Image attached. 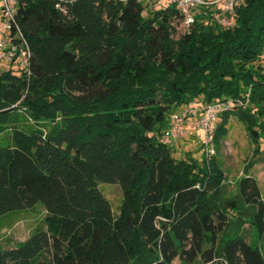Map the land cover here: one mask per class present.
Here are the masks:
<instances>
[{"label": "trees", "instance_id": "trees-1", "mask_svg": "<svg viewBox=\"0 0 264 264\" xmlns=\"http://www.w3.org/2000/svg\"><path fill=\"white\" fill-rule=\"evenodd\" d=\"M11 37L26 67L0 70V215L42 202V225L0 246V264H264V196L250 174L230 194L216 154L177 158L168 117L194 100L243 98L220 114L264 150V0H239L224 26L200 7L180 34L175 5L17 0ZM263 142V148H261ZM252 164V161H251ZM119 183L116 214L99 187Z\"/></svg>", "mask_w": 264, "mask_h": 264}, {"label": "rangeland", "instance_id": "rangeland-1", "mask_svg": "<svg viewBox=\"0 0 264 264\" xmlns=\"http://www.w3.org/2000/svg\"><path fill=\"white\" fill-rule=\"evenodd\" d=\"M184 32L185 28L180 25L178 34L174 35V37L178 38ZM8 64L7 61L0 63V70ZM199 104V101L194 100L188 104L181 105L176 111H182L188 105L196 107ZM168 119H170V116ZM228 126L227 134L222 138L218 147L215 146V154L225 169L229 193L235 192L236 183L240 177L250 174L257 180L264 196V150L254 153L256 144L249 135L245 123L240 121L237 116H230ZM186 128H192L189 121L186 122ZM202 139L203 131L199 129L191 134L184 133L173 145L174 155L181 159L190 155L201 162L204 158ZM261 148H263V142ZM99 187L109 199L114 212L117 214L124 200V192L120 184L100 182ZM45 215L46 209L42 202H37L32 207L13 210L0 215V246L8 247L25 240L37 227L42 225ZM243 233L247 240L257 241L261 244L264 253V236L261 240L248 222L243 226Z\"/></svg>", "mask_w": 264, "mask_h": 264}, {"label": "built area", "instance_id": "built-area-1", "mask_svg": "<svg viewBox=\"0 0 264 264\" xmlns=\"http://www.w3.org/2000/svg\"><path fill=\"white\" fill-rule=\"evenodd\" d=\"M157 5L165 2L175 5L182 14V26L189 30L195 21V11L200 7L216 5L219 8L216 16L224 26L234 24L235 6L239 0H142ZM17 0H0V63L3 61L17 62L19 66L26 67L29 59V45L23 37L21 31L19 41L12 39L11 19L14 17ZM247 100L243 98H231L223 101L211 103H200L198 106L188 105L182 111H174L170 114L168 126L165 129L162 142L175 145L176 140L184 133H194L195 130L203 131L202 147L207 158H211L216 153L214 135L221 113L233 110L238 106L245 105ZM189 121L192 128H186ZM171 264H179L174 262Z\"/></svg>", "mask_w": 264, "mask_h": 264}]
</instances>
